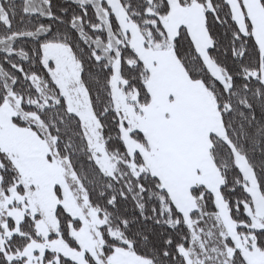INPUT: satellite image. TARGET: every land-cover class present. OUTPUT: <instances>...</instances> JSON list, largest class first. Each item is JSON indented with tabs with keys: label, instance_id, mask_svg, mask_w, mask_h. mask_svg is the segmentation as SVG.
Masks as SVG:
<instances>
[{
	"label": "snow or ice",
	"instance_id": "6c2138e0",
	"mask_svg": "<svg viewBox=\"0 0 264 264\" xmlns=\"http://www.w3.org/2000/svg\"><path fill=\"white\" fill-rule=\"evenodd\" d=\"M0 264H264V0H0Z\"/></svg>",
	"mask_w": 264,
	"mask_h": 264
}]
</instances>
